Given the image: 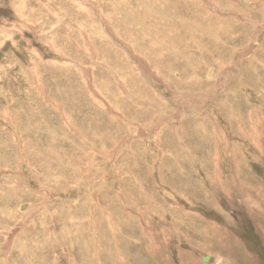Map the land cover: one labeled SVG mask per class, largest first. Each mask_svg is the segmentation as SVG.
Returning <instances> with one entry per match:
<instances>
[{
	"label": "rangeland",
	"instance_id": "rangeland-1",
	"mask_svg": "<svg viewBox=\"0 0 264 264\" xmlns=\"http://www.w3.org/2000/svg\"><path fill=\"white\" fill-rule=\"evenodd\" d=\"M0 264H264V0H0Z\"/></svg>",
	"mask_w": 264,
	"mask_h": 264
},
{
	"label": "bare ground",
	"instance_id": "bare-ground-1",
	"mask_svg": "<svg viewBox=\"0 0 264 264\" xmlns=\"http://www.w3.org/2000/svg\"><path fill=\"white\" fill-rule=\"evenodd\" d=\"M25 208H26L25 203H23V204L20 205V209H23L24 210Z\"/></svg>",
	"mask_w": 264,
	"mask_h": 264
},
{
	"label": "water",
	"instance_id": "water-1",
	"mask_svg": "<svg viewBox=\"0 0 264 264\" xmlns=\"http://www.w3.org/2000/svg\"><path fill=\"white\" fill-rule=\"evenodd\" d=\"M203 260L204 261H207L208 260V256L204 257Z\"/></svg>",
	"mask_w": 264,
	"mask_h": 264
},
{
	"label": "crops",
	"instance_id": "crops-1",
	"mask_svg": "<svg viewBox=\"0 0 264 264\" xmlns=\"http://www.w3.org/2000/svg\"><path fill=\"white\" fill-rule=\"evenodd\" d=\"M21 204H23V203H20V204L18 205L19 208H20V205H21Z\"/></svg>",
	"mask_w": 264,
	"mask_h": 264
}]
</instances>
